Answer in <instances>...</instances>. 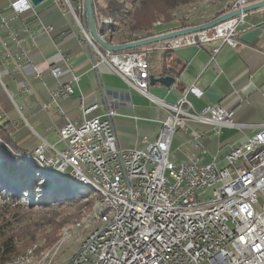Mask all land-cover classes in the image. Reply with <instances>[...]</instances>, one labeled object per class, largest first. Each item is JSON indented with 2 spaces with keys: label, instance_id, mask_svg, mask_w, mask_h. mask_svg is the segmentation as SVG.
<instances>
[{
  "label": "built area",
  "instance_id": "2783aa9c",
  "mask_svg": "<svg viewBox=\"0 0 264 264\" xmlns=\"http://www.w3.org/2000/svg\"><path fill=\"white\" fill-rule=\"evenodd\" d=\"M259 1L237 0L231 10ZM9 7L12 16L0 14V23L9 35V41L0 36V59L12 56L9 42L22 47L25 39L20 31L33 37L28 24L13 28L11 20L16 16L35 19L40 33L52 36L54 32V26L40 18L31 0H15ZM245 16L242 13L209 29L160 43H165L166 49L216 40L237 46ZM148 47L93 51L131 87L167 110L157 138L144 136L143 148L118 144L112 120L118 114L119 98L115 95L102 115L89 116L99 107L97 103L83 106L82 121L67 118L62 126L51 127L65 143L64 149H57L44 138L37 148L40 153L53 148L60 169L69 167L77 178L94 179L102 185L114 210L109 228L90 239L72 264H264V124L222 159L215 157L210 163L173 160L174 135L178 129H186L190 121L212 124L217 129L241 124L234 122V110L219 104L196 112L187 93L176 103L153 95L149 90ZM218 50L212 48V55ZM59 51L67 63L68 57ZM67 71H72L71 67ZM50 73L60 81L64 70L53 65ZM78 81L73 75L69 81L58 83L50 91L51 98L74 93ZM19 86L22 91H32L27 78ZM5 88L8 90L7 85ZM188 92L202 94L194 85ZM195 137L200 134L195 133ZM202 233L211 235L209 248L195 245L196 235Z\"/></svg>",
  "mask_w": 264,
  "mask_h": 264
},
{
  "label": "crops",
  "instance_id": "0c3cea01",
  "mask_svg": "<svg viewBox=\"0 0 264 264\" xmlns=\"http://www.w3.org/2000/svg\"><path fill=\"white\" fill-rule=\"evenodd\" d=\"M12 1L15 0H0V14L13 15L9 7ZM71 3V0H58L53 5H48L45 9L47 13L44 14L36 8L40 18L46 24L54 26L52 36L40 33L36 20L31 17L19 15L11 20L15 29H20L24 23L28 24L33 37L20 31L21 37L25 39L22 47L18 48L9 42L12 56L0 59V69L4 74L2 76L9 78L15 94L29 93L27 98L24 96L22 99L26 113L24 115L36 118L41 113L43 117L35 121L40 128L37 132L39 138L27 139L28 136L21 135L26 128L15 121L19 119L18 112L0 89V114L4 111L7 115V138L11 139L18 150L31 151L32 148L27 150L28 148L19 146V143L34 149L41 137L46 139L47 133L57 132L51 129L54 124L62 126L67 118L82 121L83 106L96 103L99 107L89 116L102 115L112 96L118 95V114L112 118L118 144L123 148L145 147L142 138H157L167 110L153 100L143 102L142 94L98 55L95 56L96 62L94 61V47L91 49L84 22H80ZM239 30L237 46L216 40L175 49H166L165 43L148 47L150 77L164 74L174 75L176 78L171 87L160 82L150 84L149 90L153 95L168 103H176L187 93L196 112L219 104L234 110L233 120L241 124L224 125L217 129L212 124L190 121L188 127L183 129L184 133L179 135L180 143L175 148L173 141L177 132L174 135L171 144L173 160L197 159L201 163H210L226 151L219 158L222 159L232 147L245 142L264 124V8L246 13L245 22ZM0 36L9 41V35L1 23ZM214 47H219L215 56L211 51ZM59 50L68 57L67 63L60 56ZM53 65H60L64 70L60 81L50 73ZM68 66L72 71H67ZM111 74L115 79L111 78ZM73 75L79 77L78 83L74 85V93L53 100L50 91L58 83L69 81ZM24 78L28 79L32 91L20 89L19 82ZM116 78L123 84L118 83ZM5 85L10 90L9 84ZM192 85L201 90L200 96L188 92ZM44 104L47 108L43 107ZM195 133L200 134L198 139Z\"/></svg>",
  "mask_w": 264,
  "mask_h": 264
},
{
  "label": "rangeland",
  "instance_id": "374dc122",
  "mask_svg": "<svg viewBox=\"0 0 264 264\" xmlns=\"http://www.w3.org/2000/svg\"><path fill=\"white\" fill-rule=\"evenodd\" d=\"M120 1L126 3V9H133L134 3L137 4L140 0H136V2L134 0ZM55 2L56 0H46L40 5L36 6V8L40 12L43 11L42 14H44L47 13L45 9L48 7V5H53ZM233 3L234 0H191L190 3L181 5L173 10L172 16L174 19L172 20V22L166 24L164 19L161 18L160 20L154 22L152 27L154 28V30L159 31L163 28L167 29V27H175L182 24L196 25L204 23L223 13L231 11V6L233 5ZM106 4L107 0H97L95 5V12L98 22L100 20L98 24L102 25L103 23H105V25L110 27L108 29V33H106L105 36L114 34V38L113 36H111V42L113 41L116 44V42L119 40L117 37L119 34L117 32H114V30L111 28L112 24H116L115 19L104 14L105 12L103 9L104 7H106ZM230 4L231 6H229ZM82 5V0H77L75 4H72L76 16L78 17L80 22H82L83 20ZM124 25L127 27L126 23H124ZM114 40H116V42ZM2 74L3 72L0 69V89H2V91L6 94V97L10 99L14 110H16L19 114V119H15L16 123H22V125L26 128V130L22 131L21 135L28 136L27 139H30L31 137L38 139L39 135L37 132L40 131V128L35 121L40 120L43 117V114L40 113V115L36 116V118L25 116L24 114L26 113H24L22 99H24V96H26L27 98V94L29 93H25L24 95L15 94L14 86L9 82V78L7 76L3 77L4 74L3 76ZM111 78L115 79L113 75L111 76ZM117 82L123 84V82L119 81L118 79ZM6 83L9 84V89L11 91L5 88L4 84ZM10 94L13 95V97ZM29 97L32 96L29 95ZM141 100L143 102H152V100L148 96H145L143 94L141 95ZM1 113V116L3 117L0 121L6 124L7 115L6 113H4V111H2ZM182 133H184L183 129L177 130L173 141V148H175L180 143L179 135H181ZM46 140L50 144H55L56 148L59 150L65 148V143L60 140V136L57 132L47 133ZM19 146L28 148L27 150H30V148H32V150L20 153L21 150L17 149V146L11 141V139H0V176H5L6 178L8 177L5 185H2V183H0V192L8 194L9 197H12L11 190L15 189V183H20V179L17 174L8 171V165L18 164L21 166H25L29 162L27 160L33 158L37 161V163L42 164V161L39 159V157L33 154V152H38V147H35L33 149V147H25L20 143ZM14 152H19V155L16 156ZM42 152H46L47 156L49 157L55 156V150L51 147L44 149V151ZM225 152L226 151H223L220 156L216 157L221 158L225 154ZM44 165L45 168H41L40 172L37 171V178L33 181L37 187L32 186L33 191L24 192V188H19V193L21 191L22 195H19L18 193V195H16L13 199H2L0 197V209L10 210V213L7 214L6 218L10 222H12L14 226L16 225V227H18L36 223V225L33 226V229L38 231V239L33 243L34 246H32L31 248L28 246L29 248L23 250L20 255L15 257V261L10 264H70L71 260L74 257L73 255H75L76 251H78L79 247L82 245L84 239L89 235L90 231L96 225L92 216L97 206V201L93 206L84 205L82 203L87 199H80L75 202L61 200L54 202V199H51V197H53L52 195H54L55 197V192L56 190H58L57 187H64L66 179L63 176L64 173H61L62 171L60 170V167H57L58 165H54L51 161L50 163H46ZM43 170L47 172L43 173ZM29 175L33 176L34 173H29ZM70 177L72 178V176ZM74 180L81 184L79 180ZM27 184H30V181L27 182ZM87 187L91 186L87 185ZM93 190L96 191L95 189ZM30 193H32V199H34L33 202L31 201L32 196H29ZM95 194L97 195L99 193L96 191ZM21 197H23L24 200H21ZM41 201L47 202L48 204L46 205L49 206H44ZM48 201L51 202L49 203ZM49 221L51 222L48 223ZM54 222L61 224V227L58 229L57 233L54 232ZM38 227L40 229H38ZM49 236H55L56 240L53 243H50L48 240ZM203 264L209 263L204 262Z\"/></svg>",
  "mask_w": 264,
  "mask_h": 264
},
{
  "label": "trees",
  "instance_id": "16d2710c",
  "mask_svg": "<svg viewBox=\"0 0 264 264\" xmlns=\"http://www.w3.org/2000/svg\"><path fill=\"white\" fill-rule=\"evenodd\" d=\"M77 0H71L72 4H75ZM136 2V0H134ZM97 0H94V7L96 5ZM191 0H140L138 3H134L133 9H126V3L122 2L120 0H107L106 7H104V14L108 17H112L115 19L116 24H112V29L114 32H117L119 35L118 37V43H125L130 42L134 40H138L141 38L153 36L155 34L179 29V28H185L193 24H182L180 26L175 27H167L163 28L162 30H154L152 27L153 23L160 20L161 18L164 19L166 24H169L174 19L172 16L173 10H175L177 7L190 3ZM231 6V4L229 5ZM96 14V12H95ZM97 19V15H96ZM122 23V24H121ZM124 23L127 24V27L124 25ZM98 24V22H97ZM121 24V25H120ZM98 28L101 31L102 35H104L105 39L108 41H111V36L114 38V34L109 36H105L106 33H108V27L105 24H98ZM158 44V43H157ZM149 45L150 46H154ZM100 50L105 51L103 48L98 46ZM142 48V47H140ZM137 49V48H136ZM135 49V50H136ZM139 50V48L137 49ZM3 116L0 114V120ZM6 124L2 123L0 121V139H6ZM20 152V151H19ZM19 152H14V154L17 156L19 155ZM28 151H21L20 153H24ZM14 157V155H13ZM29 161L27 165L21 166L16 164L8 165L7 169L8 171L17 174V176L20 179V183L14 184V188L12 189V197H9L6 193L0 192V197L2 199H13L16 195L19 193V188H24V192H31L33 191L32 186L37 187L36 184H34V180L37 178L36 174L37 171L40 172L41 166L37 161L33 159L27 160ZM5 164V163H4ZM6 165V164H5ZM43 173H46L47 171L43 170ZM29 173H34L33 176H30ZM64 178L66 179V183H64V187H57L58 190H56V195H52L51 199H54V202L56 201H78L80 199H87L86 201H83L82 203L84 205H93L96 201L100 199L99 194H95L96 191L93 190L91 187L84 186L78 182H76L74 179L69 177L66 174H63ZM8 178V177H7ZM7 178L5 176H0V183L2 185L6 183ZM18 179V180H19ZM10 180V179H9ZM30 181V184H27V182ZM19 195H22L21 191ZM32 196V193L29 195ZM31 201L33 202L34 199ZM21 200H24L23 197L20 198ZM50 199V200H51ZM49 203L51 201H48ZM44 206L48 204L47 202H42ZM10 213L9 209H0V264H9L15 261V257L20 255V253L27 249L31 248L34 242L38 239V231L33 229V226L36 225V223H31L28 225H22L16 227L14 226L12 222H10L6 216ZM47 219V218H46ZM49 220V219H48ZM49 221L48 223H50ZM54 232L57 233L58 229L61 227L60 223L54 222ZM38 229H40L38 227ZM50 243H53L56 238L55 236L48 238ZM59 240V239H58ZM57 240V241H58ZM56 243V242H55ZM29 246V247H28ZM27 251V250H26Z\"/></svg>",
  "mask_w": 264,
  "mask_h": 264
},
{
  "label": "water",
  "instance_id": "95a60500",
  "mask_svg": "<svg viewBox=\"0 0 264 264\" xmlns=\"http://www.w3.org/2000/svg\"><path fill=\"white\" fill-rule=\"evenodd\" d=\"M31 1H32L33 5L36 7L46 0H31ZM82 2H83L82 17H83V22H84V30L88 36L87 40H88L89 44L91 45V43L93 42V43L101 46V48H103L104 50L111 51V52H120V51L145 47V46L157 44L160 42H164L166 40H170L173 38H177V37H180L183 35L203 31V30L209 29V28H211V27H213L219 23H222L226 20H229V19H231L237 15H240L242 13H249L251 11L264 8V0H262V1H259L256 3L246 5L242 8L233 9L231 11L223 13V14H221V15H219V16H217V17H215V18H213L207 22H204V23H200V24L188 26L185 28H179V29L155 34L153 36L141 38V39L130 41V42L113 44L102 36V33L98 28L96 14H95L94 0H82ZM93 57H94V61L96 62V57H95L94 52H93ZM170 68L171 67H169V69ZM175 81H176V78L174 75H164L163 74L160 77H155L153 75L150 77V84H152V85L156 84L157 82H160L166 87H171L175 83ZM42 138H44V137H41L40 139L42 140ZM52 145H55V144H52ZM38 146H39V143L37 144L36 147H38ZM33 154L38 156L39 159L42 161V164H39L41 166V168H45L44 164L50 163V161L54 165H58L57 167H59V164L56 163L55 159H54L57 157L56 154L53 157L47 156L46 152H44V153L33 152ZM64 171L66 172L67 175H70V176L76 178V175L72 171L71 168L69 169V167H66Z\"/></svg>",
  "mask_w": 264,
  "mask_h": 264
},
{
  "label": "bare ground",
  "instance_id": "6f19581e",
  "mask_svg": "<svg viewBox=\"0 0 264 264\" xmlns=\"http://www.w3.org/2000/svg\"><path fill=\"white\" fill-rule=\"evenodd\" d=\"M237 0H234V3ZM106 20V19H105ZM105 24V23H103ZM104 37V35H102ZM111 42V41H110ZM115 44L113 41L111 42ZM98 45V44H97ZM93 43L94 50H100L98 46ZM101 47V46H100ZM61 173H66L64 169H60ZM70 177V176H69ZM73 179L79 180L82 185H89L91 188L95 189L100 196V199L97 201V206L94 210V214L92 218L95 221V227L90 231L89 235L84 239L82 245L79 247L78 251H76L75 255H73V259L71 263L75 260V258L81 254V249L84 247L90 239H93L95 235H98L99 232H104V229H108L112 219L114 218V210L112 208V204L109 203V197L107 192H105L104 187L102 185L95 182L94 179H81V178H74ZM195 245L201 246V248H209L211 246V235L210 233H202L197 234L195 237ZM10 264V263H9Z\"/></svg>",
  "mask_w": 264,
  "mask_h": 264
}]
</instances>
